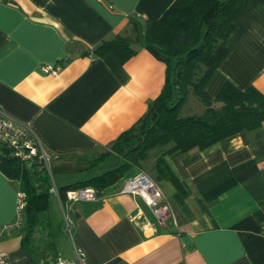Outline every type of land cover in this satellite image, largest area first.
<instances>
[{
  "label": "crops",
  "instance_id": "obj_1",
  "mask_svg": "<svg viewBox=\"0 0 264 264\" xmlns=\"http://www.w3.org/2000/svg\"><path fill=\"white\" fill-rule=\"evenodd\" d=\"M173 1L0 0V105L27 122L49 153L57 188L133 126L165 81V64L139 44L125 63L93 49L128 32L131 20L149 27ZM226 45L207 93L214 97L231 81L264 94V0L249 1ZM53 63L61 64L57 75L41 71ZM203 110L193 98L181 116ZM167 147L140 163L161 191L164 224L140 198L116 193V185L96 200L75 203L74 243L61 228L60 198L50 192L58 255L73 257L76 244L88 264H264V123L204 149L163 155L186 195L156 172ZM18 190V181L0 170V250L11 264H35L21 248L23 221L3 229L16 218Z\"/></svg>",
  "mask_w": 264,
  "mask_h": 264
},
{
  "label": "trees",
  "instance_id": "obj_2",
  "mask_svg": "<svg viewBox=\"0 0 264 264\" xmlns=\"http://www.w3.org/2000/svg\"><path fill=\"white\" fill-rule=\"evenodd\" d=\"M249 1L174 0L149 27L143 28L138 21L131 20L128 32L102 40L93 49L96 56L111 52L119 62L125 63L136 54L135 45L139 44L165 64V81L144 115L122 131L109 150L91 158L88 167L115 153L118 160L114 166L58 186L62 199L67 190L86 186L95 188L98 196L103 194L134 174L151 150L165 146L168 147L155 161L156 172L186 195L188 189L168 167L163 155L204 149L264 123V94L255 86L240 89L226 81L214 97L205 89L227 55L226 44L234 21ZM190 94L204 110L200 114L180 116ZM0 170L17 180L19 190L25 194L21 248L35 264H55L58 253L49 219L52 180L46 168L34 159L30 162L18 159L0 145Z\"/></svg>",
  "mask_w": 264,
  "mask_h": 264
},
{
  "label": "built area",
  "instance_id": "obj_3",
  "mask_svg": "<svg viewBox=\"0 0 264 264\" xmlns=\"http://www.w3.org/2000/svg\"><path fill=\"white\" fill-rule=\"evenodd\" d=\"M140 18L144 15L140 14ZM45 74L57 75L61 70V64H43L40 67ZM0 145L5 147L9 153L24 162L36 160L42 164L51 180L52 186L50 192L56 193L60 198L62 218L61 228L75 243V219L73 217V208L77 202L93 201L98 198L95 188L91 186L70 189L66 191L62 199L58 193V188L50 168V155L29 127L28 123L10 116L0 105ZM116 193H128L140 198L148 207L151 214L156 218L158 223L164 224L167 219L165 207L161 203V191L155 180L143 171H138L126 177L116 191ZM25 205V194L18 190L16 196V218L12 223L4 225V231L22 224V211ZM1 236V233H0ZM0 264H11L5 252L0 250ZM55 264H88L83 249L74 244V256L66 257L58 255Z\"/></svg>",
  "mask_w": 264,
  "mask_h": 264
},
{
  "label": "rangeland",
  "instance_id": "obj_4",
  "mask_svg": "<svg viewBox=\"0 0 264 264\" xmlns=\"http://www.w3.org/2000/svg\"><path fill=\"white\" fill-rule=\"evenodd\" d=\"M193 98H196L193 94H190V96H188V100L186 101V103H184V105L182 106V108L179 112L180 116L183 115V113H185L186 108H188L190 106ZM201 106L203 107L202 104H201ZM109 148H110V146H108L107 148H104L101 152L109 150ZM100 153H98V155ZM116 160H118L117 154L113 153V154H111V156L106 158L104 161H102L96 165H93L91 167L79 170L78 173L72 178L73 179L72 182L79 181L81 179L90 177L91 175L99 174V173L111 168L112 166H114V163L116 162ZM145 164H147L146 166L148 167V163H145ZM50 166H51V162H50ZM138 171H143V172L147 173L150 177H152V175L150 174V171L148 169H146L145 166H144V168H141V167L137 168L134 173H136ZM51 173H52V176H53L55 182L57 183L56 174H55L53 169H51ZM119 185H121V183ZM49 219H50V222L53 224L52 213H49ZM52 232H53V230H52ZM54 237H55V235H54ZM54 240H55V238H54Z\"/></svg>",
  "mask_w": 264,
  "mask_h": 264
}]
</instances>
